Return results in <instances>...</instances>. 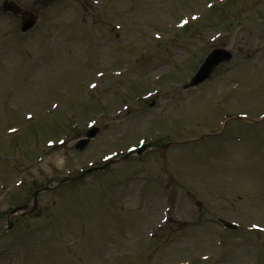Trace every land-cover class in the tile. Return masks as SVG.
Wrapping results in <instances>:
<instances>
[{"label":"rangeland","instance_id":"obj_1","mask_svg":"<svg viewBox=\"0 0 264 264\" xmlns=\"http://www.w3.org/2000/svg\"><path fill=\"white\" fill-rule=\"evenodd\" d=\"M14 1L39 21L22 35L0 14V264H264V235L208 223L264 226V0H230L183 30L212 0ZM215 48L232 61L178 88ZM90 123L99 133L75 151ZM142 139L194 141L42 193L7 230L34 191Z\"/></svg>","mask_w":264,"mask_h":264},{"label":"water","instance_id":"obj_2","mask_svg":"<svg viewBox=\"0 0 264 264\" xmlns=\"http://www.w3.org/2000/svg\"><path fill=\"white\" fill-rule=\"evenodd\" d=\"M2 12L3 13H5V12L12 13L14 16L21 17V19H22L21 31L22 32H26L28 29H30L31 27H33L35 25V23H36V16L35 15H32V14H28V13L23 12L22 9H20L14 2H12V0H7V1L4 2L3 7H2ZM218 56H221V55H218ZM217 59L218 60L213 65L214 67L212 66L211 69H209L206 73H199V74H197V76L194 79H192L189 87L196 86L197 84H199V83L203 82L204 80L208 79L210 77L213 69L219 63L230 60V55L224 54L223 56H221V57H219ZM86 143H87L86 141L81 142V145H80V147L78 149L79 150H83L84 147H85V145H86ZM151 147H154V146L146 147L143 150L138 151L137 153L138 154H141L142 152L146 151L147 148H151ZM164 148L165 147H155V148H153V150H162ZM76 180H78V179H76ZM67 181L68 180L61 181V182L63 183V182H67ZM37 194L38 193H36L34 195V197H33V207H32V209L30 207H25L23 209H18L15 212L22 211V210H28V209L30 211L34 210L35 207H36V196H37Z\"/></svg>","mask_w":264,"mask_h":264}]
</instances>
